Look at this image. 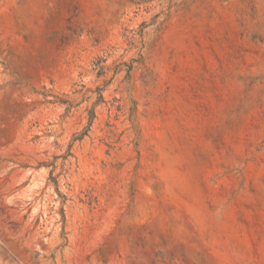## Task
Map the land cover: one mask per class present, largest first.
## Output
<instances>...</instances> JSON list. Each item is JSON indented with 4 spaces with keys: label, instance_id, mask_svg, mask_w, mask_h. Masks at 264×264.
I'll return each mask as SVG.
<instances>
[{
    "label": "rangeland",
    "instance_id": "obj_1",
    "mask_svg": "<svg viewBox=\"0 0 264 264\" xmlns=\"http://www.w3.org/2000/svg\"><path fill=\"white\" fill-rule=\"evenodd\" d=\"M0 264H264V0H0Z\"/></svg>",
    "mask_w": 264,
    "mask_h": 264
}]
</instances>
